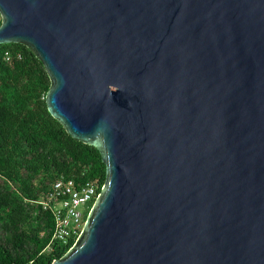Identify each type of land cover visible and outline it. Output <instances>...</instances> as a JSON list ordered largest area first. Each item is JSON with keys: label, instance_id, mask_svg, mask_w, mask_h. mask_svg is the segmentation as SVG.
Segmentation results:
<instances>
[{"label": "water", "instance_id": "water-1", "mask_svg": "<svg viewBox=\"0 0 264 264\" xmlns=\"http://www.w3.org/2000/svg\"><path fill=\"white\" fill-rule=\"evenodd\" d=\"M0 44L106 180L51 264H264V0H0Z\"/></svg>", "mask_w": 264, "mask_h": 264}, {"label": "trees", "instance_id": "trees-1", "mask_svg": "<svg viewBox=\"0 0 264 264\" xmlns=\"http://www.w3.org/2000/svg\"><path fill=\"white\" fill-rule=\"evenodd\" d=\"M8 57V59H7ZM50 78L21 43L0 44V264H51L70 248L52 240L41 201L60 178L106 180L98 150L72 138L47 110Z\"/></svg>", "mask_w": 264, "mask_h": 264}, {"label": "built area", "instance_id": "built-area-1", "mask_svg": "<svg viewBox=\"0 0 264 264\" xmlns=\"http://www.w3.org/2000/svg\"><path fill=\"white\" fill-rule=\"evenodd\" d=\"M98 196L96 187L89 182L78 184L63 176L56 179L41 201L43 209L50 211L54 221L52 240L65 246L72 241L71 247L81 234L86 216ZM82 205H85L83 211Z\"/></svg>", "mask_w": 264, "mask_h": 264}, {"label": "rangeland", "instance_id": "rangeland-1", "mask_svg": "<svg viewBox=\"0 0 264 264\" xmlns=\"http://www.w3.org/2000/svg\"><path fill=\"white\" fill-rule=\"evenodd\" d=\"M80 209L83 211L85 209V205L80 206Z\"/></svg>", "mask_w": 264, "mask_h": 264}]
</instances>
